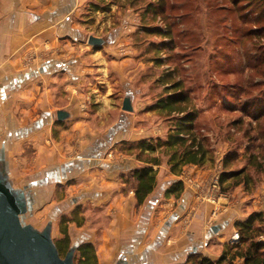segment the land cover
Segmentation results:
<instances>
[{"label": "crops", "instance_id": "obj_1", "mask_svg": "<svg viewBox=\"0 0 264 264\" xmlns=\"http://www.w3.org/2000/svg\"><path fill=\"white\" fill-rule=\"evenodd\" d=\"M93 1L0 0V173L23 195L26 212L18 221L40 235L49 231L55 244L63 218H70L65 226L71 249L91 243L100 264H184L192 254L216 261L232 243L236 223L264 214V181L250 192L239 186L222 193L213 172L186 166L175 176L158 167L154 193L138 205L121 180L137 161L103 158L104 144L88 142L92 133L81 113L78 88L86 73L75 51L83 49L85 35L90 38L85 30L91 16L101 14ZM91 3L94 9L87 7ZM114 41L120 42L109 36V48ZM58 112L66 114L64 120ZM32 172L36 179L20 187ZM179 180L185 185L181 198L165 197ZM66 182V195H55ZM95 210L98 218L91 221ZM32 216L41 223H28Z\"/></svg>", "mask_w": 264, "mask_h": 264}, {"label": "rangeland", "instance_id": "obj_2", "mask_svg": "<svg viewBox=\"0 0 264 264\" xmlns=\"http://www.w3.org/2000/svg\"><path fill=\"white\" fill-rule=\"evenodd\" d=\"M93 2L101 14L91 16V26L85 31L89 37L102 39L104 45H89L85 35L84 47L75 51V58L84 61L80 65L86 73L78 89L83 95L81 113L92 133L88 142L104 144L103 158L109 157L112 163L124 157L136 160V151L128 152L131 144L149 138L165 140L170 126L168 116L152 111L151 106L167 84L182 81L199 113L197 131L207 137L211 150V161L191 172H213L218 177L228 152L237 153L231 170L256 172L249 166L248 157L257 153L259 146L264 147V140L257 139L264 136V126L261 132L245 117L242 127L231 124L242 116L241 104L264 97V51L257 48H264V39L251 35L252 30L264 28L262 9L258 5L242 9L241 0L237 5L233 0H167L166 7L159 10H147L149 3L143 0ZM93 4L87 7L94 9ZM87 7L83 6L85 10ZM112 35L120 42L114 41L109 48ZM96 51L101 52L100 58L92 56ZM125 98L131 100L130 113L122 110ZM123 143L124 149L120 146ZM155 156L162 160L158 170L169 171L162 152ZM136 166L142 164L137 161ZM129 172L121 174L123 184ZM31 174L18 185L36 179L35 173ZM255 178L264 181V176ZM65 184L55 195H66L71 185ZM125 185L131 191V186ZM94 212L91 221L98 218ZM48 215L49 211L42 217L47 219ZM27 222L35 225L36 217H29Z\"/></svg>", "mask_w": 264, "mask_h": 264}, {"label": "trees", "instance_id": "obj_3", "mask_svg": "<svg viewBox=\"0 0 264 264\" xmlns=\"http://www.w3.org/2000/svg\"><path fill=\"white\" fill-rule=\"evenodd\" d=\"M143 1L149 3L147 10L164 9L167 4V0ZM238 1L233 0V5H237ZM241 2H244L242 9H252L254 5H258L257 8L262 9L260 15L264 16V0H241ZM155 32L163 35L160 30H155ZM252 34H255L259 39H264V28L254 29ZM257 48L261 53L264 51V48ZM261 57L264 61V54ZM151 110L165 113L170 126L165 140L160 138L143 139L129 146L128 152L136 151V160L142 166L130 171L124 184L127 183L131 186V191L134 192L139 206L148 200L157 187L156 168L162 165L161 158L155 156L159 151L166 157V165L170 173L175 176H181L186 166L203 167L208 161H211L208 139L197 131L199 113L182 81H173L167 84L163 94L151 106ZM240 112L242 116L232 122V127H242L245 118H248L250 126L255 122L257 129L263 132L261 127L264 126V97L261 100L254 98L244 102L240 106ZM257 137L260 141L264 140L263 135L261 138ZM124 145L125 143L120 144L122 148L125 147ZM248 151L249 149L246 150V153ZM236 159L237 153L234 152H228L223 159L222 172L218 176V185L222 193H229L239 186H243L245 191L250 192L263 182V180L260 182L255 178L256 175L264 176L263 146H259L257 153H252L248 157L249 166L256 172H247L244 168L238 171L231 170V162ZM121 180H124L122 176ZM184 191L185 185L183 181L179 180L166 190L165 197L174 196L176 199H180ZM71 221L70 218H63L62 238L54 242L61 259H65L71 249V240L65 226L67 222ZM235 227L239 234V241L225 244L218 260L214 261L201 254H192L184 264H235L238 259L243 261V264H264V240L261 239L264 234V214L252 213L243 222L236 223ZM73 262L74 264H100L95 247L91 243L81 244L77 247Z\"/></svg>", "mask_w": 264, "mask_h": 264}, {"label": "water", "instance_id": "obj_4", "mask_svg": "<svg viewBox=\"0 0 264 264\" xmlns=\"http://www.w3.org/2000/svg\"><path fill=\"white\" fill-rule=\"evenodd\" d=\"M89 45L101 46L103 41L90 37ZM124 112L133 108L130 98H125ZM64 112L57 113L59 121L64 120ZM26 212L23 195L14 192L5 176L0 173V264H70L76 249H70L65 259L59 257L55 244L50 241L49 231L38 234L30 226L23 227L18 216ZM70 260V261H69Z\"/></svg>", "mask_w": 264, "mask_h": 264}, {"label": "built area", "instance_id": "obj_5", "mask_svg": "<svg viewBox=\"0 0 264 264\" xmlns=\"http://www.w3.org/2000/svg\"><path fill=\"white\" fill-rule=\"evenodd\" d=\"M185 180H186L187 184H188V183H189V184H195V183H193V180H192L191 178L186 177ZM214 187H215L218 191H220V187H219V185H218V177H217V176L215 177ZM238 241H239V234L236 233V234L232 237V243H236V242H238Z\"/></svg>", "mask_w": 264, "mask_h": 264}]
</instances>
